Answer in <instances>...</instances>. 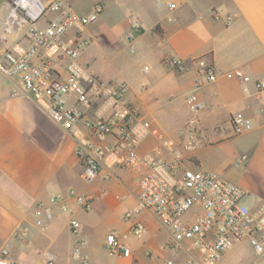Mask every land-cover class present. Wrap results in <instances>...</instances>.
I'll return each instance as SVG.
<instances>
[{"label": "crops", "instance_id": "0c3cea01", "mask_svg": "<svg viewBox=\"0 0 264 264\" xmlns=\"http://www.w3.org/2000/svg\"><path fill=\"white\" fill-rule=\"evenodd\" d=\"M66 1L81 15L100 8L98 18L84 27L92 42L81 61L104 80L124 81L128 101L158 130L141 143L140 152L173 138L187 165L240 185L250 206L264 201V90L256 87V80L264 78V0ZM9 12V0H0V56L19 36L18 26L7 25ZM228 14L234 16L230 24ZM131 16L140 19L142 31L127 40ZM170 56L184 60L185 68H168ZM200 58L216 68L214 81H207ZM237 69L250 80L236 75ZM197 79L204 81L199 88ZM14 81L0 70V253L8 250L12 264H46L50 257L54 264H82L83 257L88 264H166L170 259L187 264L186 251L173 254L164 248L169 234L148 214L142 216L147 230L126 238L130 256L119 257L106 248L109 230L127 233L131 226L132 221L123 219L118 228L101 227L114 221V197L128 208L136 206L138 174L118 170L111 181L99 175L85 182L73 139L31 97L12 96ZM190 94L202 103L196 112L186 103ZM239 112L252 128L235 134L232 118ZM161 147V157L171 159V152ZM244 155L247 159L238 167ZM71 189L92 194V207L82 209L67 195ZM58 194L67 196L72 214L59 206L51 215L34 214L40 202ZM71 217L81 222L80 234L72 232ZM78 238L85 240L79 257L74 255ZM240 246L253 253L242 243L218 264H225Z\"/></svg>", "mask_w": 264, "mask_h": 264}, {"label": "built area", "instance_id": "2783aa9c", "mask_svg": "<svg viewBox=\"0 0 264 264\" xmlns=\"http://www.w3.org/2000/svg\"><path fill=\"white\" fill-rule=\"evenodd\" d=\"M174 6V4H172ZM10 28L18 26V39L0 56V70L13 78L12 96L31 97L74 141V154L81 166V176L91 182L99 175L111 181L118 178V170L137 175V204L125 213L131 226L127 233L111 229L105 236L107 249L119 256L131 255L126 242L128 235L141 236L147 230L144 214L151 216L169 238L164 248L173 254L188 253L187 264H218L225 254L241 245L249 244L253 253L264 259V201L250 206L244 198L246 190L240 185L210 170L196 169L171 140H162L150 152H140L141 143L150 135H157L151 121L126 97L124 81H107L92 73L81 61L82 53L92 39L84 35V27L98 18L100 8L88 15L78 14L66 0H9ZM216 18H221L215 12ZM234 19L226 15L230 24ZM142 31L140 19L131 16L126 33L133 40ZM72 32V33H70ZM207 81L217 77L216 68L204 58L198 59ZM168 68L182 70L185 62L176 57L165 60ZM242 80H250L241 69L235 71ZM199 88L202 79L195 81ZM258 90H264V78L256 80ZM191 111H198L202 103L196 95L186 98ZM235 134L252 128L241 112L232 118ZM172 154L161 157L162 147ZM247 156L237 160L242 166ZM67 195L82 209L92 207L94 196L71 189ZM59 206L72 214L67 196H52L40 202L35 215H49ZM36 223L43 226L42 219ZM73 233L80 234L81 222L69 220ZM83 238H78L74 255L81 256ZM2 264H12L8 250L0 253ZM46 264H54L48 258ZM82 264H88L83 257ZM166 264H174L172 259Z\"/></svg>", "mask_w": 264, "mask_h": 264}, {"label": "rangeland", "instance_id": "374dc122", "mask_svg": "<svg viewBox=\"0 0 264 264\" xmlns=\"http://www.w3.org/2000/svg\"><path fill=\"white\" fill-rule=\"evenodd\" d=\"M98 21H96L94 23V26H98ZM96 46V44H95ZM162 133V132H161ZM160 131H159V135H161ZM165 137V136H164ZM173 139V138H172ZM171 138H163V140H171L174 142L175 147L177 148V142L176 140H172ZM84 184H86L84 182ZM134 188H136V186L134 185ZM114 197V208L111 210L113 213H115L114 221H108L106 223H104L101 227L105 230V229H111V228H118L119 223L123 222V219L125 220V213L128 210H132L133 208H128L126 207V205H124L125 203H120L122 202V199H118ZM120 204V205H119ZM104 243H105V238H104ZM107 248V247H106ZM105 252L107 253L108 251L105 250ZM186 260L188 259V255L185 256ZM225 264H264V260L258 258L255 254H253L252 252H250L246 247L240 246L235 250V253H233V255L227 257L225 259Z\"/></svg>", "mask_w": 264, "mask_h": 264}]
</instances>
